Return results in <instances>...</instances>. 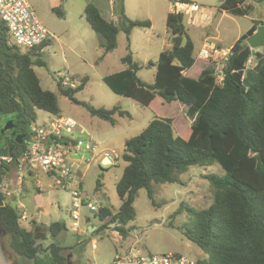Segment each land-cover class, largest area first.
<instances>
[{
	"label": "trees",
	"instance_id": "trees-1",
	"mask_svg": "<svg viewBox=\"0 0 264 264\" xmlns=\"http://www.w3.org/2000/svg\"><path fill=\"white\" fill-rule=\"evenodd\" d=\"M169 1L172 5L193 4L189 0ZM245 1L221 0L217 10L245 16L247 11L242 7ZM123 3V0L114 1L117 22L102 17L91 3L84 8V18L101 38L99 45L104 55L116 48L120 31L128 36L133 28L150 27L148 21L128 19ZM52 10L63 16L60 6ZM261 24L253 22L234 42L221 70L216 72V66H204L197 77L192 78L185 73L196 60L194 45L186 30L185 14L174 10L165 18L169 47L160 52L155 64H147L155 66L153 83H145L137 77L140 66L134 63L130 53L121 58L125 69L103 77V83L112 93L131 98L146 108L156 97L166 104L179 102L185 106L191 122L178 136L171 118L154 115L145 128L125 142L121 153L124 166L115 184L119 208L113 212L109 205L102 206L93 213L102 223L93 233L114 225V231L126 237L123 227L135 218L134 202L140 189L146 190L154 204L152 184L177 182L176 174L190 166L217 164L223 174L207 177L213 190L211 203L200 211L191 210L193 223L180 227L184 237L206 255L205 260L193 264H264V55H259L261 59L252 82L246 83L244 72L245 63L252 55L246 39ZM46 42L22 52V48L11 41L0 20V115H10L15 124L13 130L6 131L8 138L0 146V154L12 153L17 157L24 149L28 129L34 123L32 108L60 116L55 94L40 87L32 69V66L44 65L39 55ZM86 82L84 77L76 88L63 90L58 80L57 87L72 103L83 106L92 117L111 126L116 124L114 117H130L117 106L95 108L79 102L75 94ZM25 97L32 106L27 105ZM13 131L23 136L20 144L10 137ZM31 174L29 172L28 176ZM97 184L100 185L99 180ZM31 187L39 193L34 182ZM22 191L30 189L22 185ZM20 215L10 203L0 206V227L7 234L12 253L33 260L40 251H47L53 264H67L62 254L64 245L51 243L42 247L35 228L22 226ZM65 231L66 226L61 221L48 226L54 239Z\"/></svg>",
	"mask_w": 264,
	"mask_h": 264
},
{
	"label": "rangeland",
	"instance_id": "rangeland-1",
	"mask_svg": "<svg viewBox=\"0 0 264 264\" xmlns=\"http://www.w3.org/2000/svg\"><path fill=\"white\" fill-rule=\"evenodd\" d=\"M109 1L115 0H60L54 7L49 0H27L37 19L50 33V38L39 55L44 65L32 66L40 87L55 94L60 108L59 117L75 120L84 130L83 134L74 133V139L85 143L90 138L99 145L101 151L109 153L111 162H114L115 157V165L103 167L95 159L86 164L85 159H90V156L85 152L80 153L84 159L82 161L78 159L75 163L78 165L82 191L95 206L102 207L108 202L111 210L115 212L120 205L115 184L124 166L121 153L125 142L145 128L154 115L171 118L178 136L184 133L183 129L189 126L191 120L186 116L185 106L177 101L166 104L161 98L156 97L146 108L131 98L112 93L103 83V77L126 68V65L121 63V58L128 53L131 54L134 63L140 66L136 72L137 77L145 83H153L155 66L147 64H155L160 52L169 47L165 16L170 8L174 10V5L169 0H123L125 16L130 20L148 21L150 29L133 28L128 36L120 31L117 35L116 48L104 55L99 45L101 38L94 33L84 18V8L91 3L97 7L102 17L109 18L111 11L114 13V4L112 6ZM189 1L206 10V14L203 19L198 20V24H195L192 21H195L198 13L188 14L187 7L175 5L185 14L186 30L194 45L196 56L194 65L185 73L188 77H197L204 66H216V72L221 70L231 43L244 33L252 21L264 24V0H246L242 5L247 11L245 16L229 14L220 21L217 7L221 0ZM59 6L63 12L62 17L52 10ZM109 6L112 10L108 8ZM218 21L220 39L218 43L227 54L223 55L222 59L215 60L207 55L205 60L210 63H205L198 56V50L209 31L210 34L216 35L213 31ZM24 50L26 49H22V52ZM261 50L264 52V48ZM260 59V56H255L250 67L246 69V83L253 81ZM61 77H69L76 85L82 78H87L84 88L75 94L79 102L95 108L110 109L117 106L128 112L130 117H114L116 120L114 126L92 117L86 108L72 103L59 92L57 81ZM25 102L32 106L27 97ZM32 110L34 114L32 125L35 126L46 125L57 117L36 108ZM10 117L0 115V146L6 141L7 133L3 129L11 120ZM72 161L74 162V159ZM222 174L223 171L217 164L208 167L190 166L176 174L177 182L152 184L154 204L148 198L146 190L140 189L134 202L135 218L123 227L127 232L124 238L114 231V225H109L102 232L93 233V226L100 227L102 223L85 207L79 209L77 230L81 234L77 235L72 230L75 222L70 215L72 206L69 191L59 188L52 179L41 172L37 178L40 185L39 193L34 190L26 191L19 201L5 199L4 203H10L20 213H35L37 217L27 214L26 220H22V226L35 228L38 241L44 248L51 243L64 245L62 254L66 257L67 264H112L116 253L129 251L143 255L170 252L195 262L205 260L206 255L184 237L180 227L185 223L188 225L193 223L191 210L200 211L211 203L213 190L207 177ZM87 220L91 222V233L87 231L85 225ZM56 221L64 222L66 231L54 239L48 232V226ZM0 264L53 263L47 251H40L33 260L15 256L8 247L7 234L0 227Z\"/></svg>",
	"mask_w": 264,
	"mask_h": 264
},
{
	"label": "built area",
	"instance_id": "built-area-1",
	"mask_svg": "<svg viewBox=\"0 0 264 264\" xmlns=\"http://www.w3.org/2000/svg\"><path fill=\"white\" fill-rule=\"evenodd\" d=\"M179 4V3H178ZM187 7L188 14L200 9L197 4H179ZM180 12V9H174ZM186 13V12H185ZM0 20L7 29L11 41L22 49H33L40 46L50 38V33L44 28L31 10L27 0H0ZM205 58L208 50L204 48L200 54ZM253 57L245 63V71L249 68ZM244 71V72H245ZM219 78L221 73H218ZM243 78V77H242ZM69 77H61L60 87L63 90L74 89L76 84ZM83 134L84 130L78 123L65 117H56L46 125H31L25 139V147L15 157L12 153L0 154V200L18 199L21 196L22 185L28 173L41 172L47 175L61 189L68 190L71 196V218L75 222L72 230L81 234L78 228L79 209L85 207L92 213L99 211L101 206H95L87 199L81 188V178H78L77 162L84 159L81 152H85L90 159L98 161L105 167L115 165L110 161L109 153L101 151L99 145L90 138L87 142L74 139V133ZM74 159V162L72 161ZM21 220L26 214L21 213ZM89 221L87 220L85 225ZM91 223V222H90ZM89 228H91L89 226ZM94 228V227H93ZM185 257L176 253L148 254L137 252L116 253L112 264H193Z\"/></svg>",
	"mask_w": 264,
	"mask_h": 264
},
{
	"label": "crops",
	"instance_id": "crops-1",
	"mask_svg": "<svg viewBox=\"0 0 264 264\" xmlns=\"http://www.w3.org/2000/svg\"><path fill=\"white\" fill-rule=\"evenodd\" d=\"M50 2H51V5L52 6H57L59 3H60V0H49ZM111 3V5L113 6V4H114V2H111V1H109V4ZM196 4V3H195ZM175 5H179L178 3H176ZM175 5H174V9H177L176 7H175ZM109 9H111V7L109 6L108 7ZM112 10V9H111ZM174 10H172L171 8L167 11V14L169 13V12H173ZM219 13H220V19H219V21L223 18V17H226L227 15H229V14H227V13H225L224 11H218ZM124 13H125V7H124ZM196 13H198V15H196L195 16V21L193 22L192 21V23H195V24H198V20L199 19H203L204 18V16H205V14H206V10H204L203 8H200L197 12H195V14ZM166 14V15H167ZM105 18V17H104ZM165 18H166V16H165ZM105 19H110V20H112L113 22H117L118 21V19H117V16L114 14V13H112V11H111V13L109 14V18H105ZM219 21H218V24L216 25V27H215V29H214V31H213V33L214 34H216V35H212V34H210V31L205 35V37L203 38V41H202V45H201V47L199 48V50H198V56L202 59V61H204L205 63L206 62H208V63H210L208 60H205V58H202L199 54H200V52L204 49V48H206L207 50H208V55L210 56V57H212V59L213 60H215V59H222V57H223V55H225V54H227L225 51H224V49L222 48V46L220 45V43H218V41L220 40L219 38H218V30H217V27H218V25H219ZM187 23H188V21H187ZM252 25H253V21H252V23L250 24V25H248V27L246 28V30L244 31V33H246L251 27H252ZM148 29H150V28H148ZM244 33H242V34H244ZM241 34V35H242ZM241 35H239L234 41H233V43H231V45L228 47V49H227V51H229V49L231 48V46L234 44V42L241 36ZM56 40H58V39H56ZM212 41H217V43H213ZM251 49V48H250ZM261 49H263V48H257V49H251V52H252V57L253 58H255V56H259V55H264V52L261 50ZM257 58V57H256ZM224 59H225V57H224ZM215 69H216V67H215ZM38 172H33L31 175H29V176H27L26 178H25V180H24V183H23V185H25V187H28L30 190H31V185H28V183H33L34 182V184H35V186H37L38 188H39V192H40V185H39V183H38V180H37V178H38ZM45 175V174H44ZM45 176H47V175H45ZM48 177V176H47ZM49 178V177H48ZM50 179V178H49ZM23 197V191L21 192V196H20V198H18V199H13V200H20L21 198ZM17 201V202H18ZM25 213V212H24ZM26 215L28 214V216H33V217H37V215L35 214V213H25ZM38 219V218H37ZM26 220V219H25Z\"/></svg>",
	"mask_w": 264,
	"mask_h": 264
},
{
	"label": "water",
	"instance_id": "water-1",
	"mask_svg": "<svg viewBox=\"0 0 264 264\" xmlns=\"http://www.w3.org/2000/svg\"><path fill=\"white\" fill-rule=\"evenodd\" d=\"M246 44L251 49L264 48V24L257 26L255 32L246 39ZM14 127H15V124L13 123V121L9 120L6 123L3 131L12 130ZM11 135L14 136V139H15V141H17L18 144L21 143V139L23 137L22 135H20V134L15 135L14 131L11 133ZM3 205H4V203L2 202V200H0V206H3ZM108 205H109V203L106 202L105 206L107 207ZM90 225H91L90 222H88L86 224L87 231L91 233L92 229L89 228ZM93 227H94L93 230H95L96 227L95 226H93Z\"/></svg>",
	"mask_w": 264,
	"mask_h": 264
},
{
	"label": "flooded vegetation",
	"instance_id": "flooded-vegetation-1",
	"mask_svg": "<svg viewBox=\"0 0 264 264\" xmlns=\"http://www.w3.org/2000/svg\"><path fill=\"white\" fill-rule=\"evenodd\" d=\"M14 129V128H13ZM12 129V130H13ZM15 132V131H14ZM12 133V132H11ZM15 135H17V132H15ZM10 137H12V138H14V136H12L11 134H10ZM6 138H8V136L6 137ZM6 142V141H5ZM5 142L3 143V144H5Z\"/></svg>",
	"mask_w": 264,
	"mask_h": 264
}]
</instances>
